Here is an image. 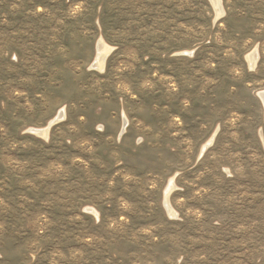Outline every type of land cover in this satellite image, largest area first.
Segmentation results:
<instances>
[{
	"label": "rangeland",
	"instance_id": "374dc122",
	"mask_svg": "<svg viewBox=\"0 0 264 264\" xmlns=\"http://www.w3.org/2000/svg\"><path fill=\"white\" fill-rule=\"evenodd\" d=\"M263 92L264 0H0V264H264Z\"/></svg>",
	"mask_w": 264,
	"mask_h": 264
},
{
	"label": "bare ground",
	"instance_id": "6f19581e",
	"mask_svg": "<svg viewBox=\"0 0 264 264\" xmlns=\"http://www.w3.org/2000/svg\"><path fill=\"white\" fill-rule=\"evenodd\" d=\"M212 1L215 5L219 6L220 4V0H210ZM218 9H221L220 7H218ZM105 58H106V54H104L103 52V44L101 43V41L99 42L98 44V56H97V59L95 61V66L100 68V69H103V65L105 63ZM263 94V95H262ZM260 96V99L262 100L263 104H264V92L262 93ZM64 118V110H61L58 117L56 118V120H53L50 122L49 126L46 128V129H33V132L34 133H37L38 135H41V136H45L47 137L48 136V133H49V130H50V127L58 120H62ZM125 124V127H127V121L124 122ZM125 130V129H124ZM124 132V131H123ZM173 181L174 179H171L170 181V186L173 185Z\"/></svg>",
	"mask_w": 264,
	"mask_h": 264
}]
</instances>
